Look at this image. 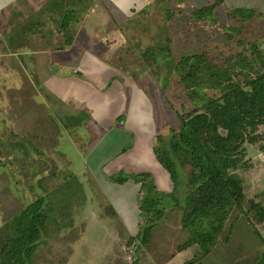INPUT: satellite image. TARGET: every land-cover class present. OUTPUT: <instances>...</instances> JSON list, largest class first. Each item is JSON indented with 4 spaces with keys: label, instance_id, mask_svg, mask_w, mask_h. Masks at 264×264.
<instances>
[{
    "label": "rangeland",
    "instance_id": "1",
    "mask_svg": "<svg viewBox=\"0 0 264 264\" xmlns=\"http://www.w3.org/2000/svg\"><path fill=\"white\" fill-rule=\"evenodd\" d=\"M48 1H34L30 10L18 2L15 10H22L12 21L19 28L8 33L23 32L22 26L29 34L1 40L0 228L40 198L47 214L28 264H264V126L235 154L238 164L231 172L242 180L245 201L242 209H233L208 253L183 226L190 168L177 163L175 186L154 153L158 136L168 140L179 131L178 114L205 111L182 82L183 69L176 65L183 57L204 55L208 67L235 66L234 75L242 55L260 70L251 45L264 49V20L243 19L230 10L245 11L249 2L264 10V0H223L214 17L202 21L193 14L217 0H116L123 14L109 21L101 17L110 13L102 3L107 0H98L100 8L94 0H61L59 7ZM45 4L53 7L44 9ZM40 6L44 13L38 16L33 10ZM68 10L74 20L63 28ZM86 13L99 20L98 32L82 33ZM4 24L7 30L10 22ZM10 37L13 43L6 41ZM71 38L72 44L77 40L73 48L65 42ZM165 49L171 52L167 60ZM203 92L224 103L218 90ZM82 111L89 114L85 130L73 120ZM110 125L124 126L133 138ZM135 147L129 158H120ZM142 164L150 171L137 172ZM120 172L150 173L159 193L175 194L177 201L154 224L148 245L136 238L147 219L124 191L127 184L140 191L141 186L111 182Z\"/></svg>",
    "mask_w": 264,
    "mask_h": 264
},
{
    "label": "trees",
    "instance_id": "2",
    "mask_svg": "<svg viewBox=\"0 0 264 264\" xmlns=\"http://www.w3.org/2000/svg\"><path fill=\"white\" fill-rule=\"evenodd\" d=\"M60 3L61 0L54 4L59 7ZM222 4L223 0H217L215 4L197 10L193 17L197 21L212 19L216 8ZM47 7L52 8L53 5ZM230 11L243 19L263 17L252 9ZM73 14L71 10L65 13L63 28L69 27L70 21L74 20ZM26 28L21 26L23 32H17L14 36L25 35ZM10 40L13 43V37ZM65 42L70 47L72 38ZM251 51L260 70L254 71L248 59L241 55L237 62L241 70L234 75L232 71L235 66L232 71H228L208 58L212 63L208 67L204 55L183 57L176 65L183 69L182 82L191 100L195 103L199 100L204 104L202 110L205 111L194 115L178 114L181 121L179 131H173L168 140L158 136L154 147L157 160L167 170L175 186L178 184L177 163L190 168L189 185L192 192L187 197L189 211L183 218V226L190 232L194 243L206 253L223 233L233 209H242L245 201L242 180L231 172L238 164L235 154L258 126H264V51L257 44L251 45ZM163 52L167 55L166 60L168 56L171 58L170 49ZM151 54L155 56L154 52ZM251 71L256 73L254 77L249 75ZM240 76L244 77L243 82ZM205 89L218 90L224 103L220 104L218 99L207 97L203 92ZM88 118L89 114L82 111L73 120L80 125L79 128L85 130L82 122ZM221 129L226 132L225 135ZM110 180L121 185L131 180L140 184V211L141 217L147 219V227L136 238L141 239L143 245H148L154 224L161 220L169 204L173 200L177 201L175 194L159 193L150 173L128 175L120 172L110 176ZM251 208L259 207L251 203ZM261 211L264 215L262 208ZM46 221L45 199L40 198L3 225L0 228V264L30 263L41 241Z\"/></svg>",
    "mask_w": 264,
    "mask_h": 264
},
{
    "label": "crops",
    "instance_id": "3",
    "mask_svg": "<svg viewBox=\"0 0 264 264\" xmlns=\"http://www.w3.org/2000/svg\"><path fill=\"white\" fill-rule=\"evenodd\" d=\"M34 1H36V2H38V0H0V58H1V56H2V53H1V40H2V36H5V35H8V34H14L15 33V31H13V32H9L8 33V31H11L12 29H15V28H19V26L18 27H15L13 24L14 23H16V22H13L12 20H14V19H18L19 18V11H21L22 9H17V10H15V8L17 7V6H15L18 2H20L22 5H21V7H27L29 10H30V8L32 7L31 5H33V2ZM43 1H46V0H43ZM60 0H49L48 1V4H49V2L50 3H52L53 5H56V4H54V3H56V2H59ZM100 1V0H99ZM144 1V0H143ZM94 2L95 3H97L98 2V0H94ZM102 3H103V5L104 6H106V7H108V10H106L105 8V10L108 12V11H110V13H108L107 15H105V17H103V13L101 14V17L102 18H106V20L107 21H109L111 18H117V15L119 16H121L122 14H123V11H121L122 9L120 8V7H117V6H120L119 5V3L116 1V0H107L106 1V3H105V1H102ZM102 3L101 2H98V8H100V7H104L103 5H102ZM250 3V2H249ZM249 3H247L246 4V6H249L250 8H247V9H256V10H258L259 12H261L259 15H262L263 17H258L259 19H261V21H263L264 20V10H263V8L261 7V6H259V5H256L255 7H254V5H250ZM31 4V5H30ZM137 4H140V1H138V3H134L133 2V6H136ZM241 4H245V3H241ZM44 6V5H43ZM43 6H40L39 8H38V10H33V12H35L36 13V15H40L41 13L40 12H43L44 10H43V8L45 9V8H47V4H45V6L43 7ZM43 7V8H42ZM56 7H58V5L56 6ZM116 7V12L117 13H119V14H116V12L115 11H113V10H111V9H113V8H115ZM126 10V7L124 8V11ZM49 13H55L54 12V10H47ZM257 12V11H256ZM44 13V12H43ZM43 16H44V14H43ZM6 21H9L10 22V27L6 30L5 29V27H4V23L6 22ZM78 24V23H77ZM21 25H23V24H21ZM99 25H100V22H99V20L98 19H95V17L93 16H90V14H88V13H86L85 15H84V17H83V21H82V25H81V28H82V33H84V35H90L92 32H98V29H99ZM70 27H71V25H70ZM92 27V29H90ZM102 29H103V27H102ZM81 33V32H80ZM11 38V37H10ZM6 41H9V39H6ZM77 41V40H76ZM76 41L72 44V45H76ZM10 42V41H9ZM70 46L69 48H73L74 46ZM261 49L264 51V49L261 47ZM82 51H84V50H86V48H84V49H81ZM7 82L8 80H7V78H5V80H4V82ZM137 114V113H136ZM125 117V116H124ZM143 117V116H142ZM140 119H141V117H139ZM122 120H123V118H122ZM141 121H144L143 119H141ZM146 122V121H145ZM148 123H146V125L147 124H151L152 122H151V118H149V121H147ZM114 124V123H113ZM112 125V124H111ZM111 125H110V127L109 128H112V127H114V128H118V129H124V131L126 132V136L128 135V136H131L132 138H133V133H131V131H129V129H127V128H125L124 126H115V125H113L112 127H111ZM109 131H106V133H108ZM133 141V140H132ZM136 142H137V140H136ZM133 143V142H132ZM131 144V143H130ZM125 145H127V144H125ZM136 150V147H135V149L134 150H132L129 154H124V155H122L120 158L121 159H123V158H129L130 157V155L131 154H133L134 153V151ZM150 162L153 164V165H155V162H154V159H153V157L152 156H150ZM115 161H120V159L119 158H117V160H115ZM112 165V164H111ZM108 166V165H107ZM156 166V165H155ZM138 168H139V170H137V172L138 171H140V170H145V169H147V170H149V168L147 167V166H143V164L142 165H138L137 166ZM150 171V170H149ZM111 173H113V171L111 170ZM130 184H127L126 186H127V188L124 190V191H126V193L125 194H129L130 195V198L132 197V201H134V202H137L138 203V206H137V208L139 207L140 208V205H141V192H140V189L139 188H136L135 186H129ZM113 203H115L114 202V200H113ZM112 203V204H113ZM116 204V203H115ZM127 203H124L123 205H126ZM117 205V209L119 210V211H124V207L122 206V205H120V204H116ZM137 220V219H136Z\"/></svg>",
    "mask_w": 264,
    "mask_h": 264
}]
</instances>
